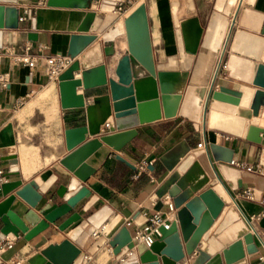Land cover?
Instances as JSON below:
<instances>
[{
	"label": "crops",
	"instance_id": "crops-1",
	"mask_svg": "<svg viewBox=\"0 0 264 264\" xmlns=\"http://www.w3.org/2000/svg\"><path fill=\"white\" fill-rule=\"evenodd\" d=\"M35 1L0 0V6L16 9L18 17L26 16V21L18 22L16 29L0 28V74L6 73L9 78L8 88L0 91V150L15 149L18 176H5V179L7 182L20 180L22 185L32 182L37 177L42 181L47 180L54 173L53 167L68 154L65 130L86 124L82 110L61 108L58 85L57 82L48 80L44 57L55 54L68 55L74 37L80 35L77 30L87 11L47 7V5L36 9ZM171 1L134 0L132 7L125 5L129 15L140 4H144L152 54L156 64L165 63L169 56L177 53ZM227 3L228 0H193L199 24L203 28V35L176 116L165 119L161 115V119L157 121L140 124L133 128L135 132L133 138L119 153L103 144L85 160L84 163L93 169L94 173L83 186L90 191L91 196L96 198L95 204L83 215L80 223H86L90 227L89 235L96 227L85 218L99 209H106L108 213L102 224L107 225L106 232L102 236L104 238L111 239L125 227V222L129 219L135 226L143 225L146 217L155 212L156 202L151 201L154 193L172 173L178 172L179 165L192 156L197 168L190 167L188 184L194 195H199L220 183L219 178L232 197L244 190H252L255 197L253 201L233 198L230 204H225L224 208H232L245 225L244 231L238 238L228 244H222L213 253L202 246L203 241L199 242V247L212 255L242 238L243 234L251 233L254 248L248 251L243 244L244 264H264V139L260 145L245 139L247 127L255 125L253 120L256 118H253L251 122L246 120L245 135L238 136L209 129L207 126L209 106L205 113V104L213 80V90H218L220 87L235 91L241 86L255 88L251 84L255 69L258 65H264V0H237L231 16L215 8L218 6L225 9ZM246 11L257 16L255 28L242 24L241 18ZM214 13L228 18L225 42L218 51L208 83L205 86L192 84V73ZM108 14L113 13H104L99 29L92 34L95 35L96 40L82 48L80 52L85 51L97 41L102 42L103 35L109 31L116 28L122 29L125 17L119 19L116 16L111 23L102 28ZM30 34L35 35V41L29 40ZM27 42H31L33 48L31 55L36 57L33 68L12 62V55L24 54V46ZM39 46L47 49L38 52ZM104 46L107 47L109 44H103ZM112 48L113 55L106 59V67L111 76V70L126 54L124 34L120 33L115 37ZM79 57L76 56L74 61ZM220 61L226 64V70L219 72L216 76ZM80 92V88H77L76 95H80ZM102 94L101 90H94L89 97L94 98ZM263 109L264 107L261 112ZM259 119L263 120L262 117ZM181 141L189 145L190 151L180 159L172 172H168L159 158ZM199 143H202L201 149H197ZM122 155L127 156L134 169L116 160V156ZM8 157L0 156V169L3 175L10 171ZM201 157L205 158L211 173L201 163ZM231 161H239L253 168L252 172L238 170L241 188L235 191L228 189L217 167L224 165L235 169L230 166ZM142 162H152L150 173H144L135 178L136 165ZM200 175H204L206 181L201 188L194 191L192 182ZM151 177L154 181H151ZM11 195L13 194L7 197ZM6 199L0 196V203L5 202ZM87 201L84 199L80 206ZM8 206L16 213L26 208L19 198H15ZM159 212L166 214V207L162 205ZM67 217L62 218L58 224ZM75 227L77 224L62 235L82 251H86L91 244L102 238L93 240L90 236L91 242L83 246L77 239L73 240L70 236V232ZM4 240L9 241L7 237ZM49 244L46 242L39 249H35L20 236L13 242L11 249L0 252V263L14 257L22 259V264H28L27 259L30 256ZM85 254L88 256L85 264H111L114 260L108 244L101 246L93 256Z\"/></svg>",
	"mask_w": 264,
	"mask_h": 264
},
{
	"label": "water",
	"instance_id": "water-1",
	"mask_svg": "<svg viewBox=\"0 0 264 264\" xmlns=\"http://www.w3.org/2000/svg\"><path fill=\"white\" fill-rule=\"evenodd\" d=\"M117 1L47 0V7L87 11L77 30L80 35L74 37H81L82 43L73 51L71 46L68 53L72 58L80 57L59 75L57 81L61 108L82 110L86 124L65 130L68 154L53 167L54 173L47 180L42 181L37 177L25 185L20 180L0 185V196L7 198L0 203V241L7 237L14 242L21 236L35 249L49 242L48 246L27 259L28 264H85V253L93 256L104 244L110 246L114 259H123L120 264H176L193 253L195 255L190 264H244L243 244L248 251L254 248L251 233L243 234L242 238L212 255L199 247L202 236L214 224L225 204L232 202L233 197L219 178L220 183L194 195L188 184L190 167L197 168L192 156L178 166V172L172 173L151 199L156 202L154 210L160 211V198L167 194L176 213L170 228H161V237L149 248L143 244L134 246L126 227L121 228L111 239L102 237L86 251L62 235L73 225L78 226L83 215L96 202V198L83 186L94 173L84 163L85 160L103 144L119 153L133 138V128L157 121L161 115L165 119L176 116L203 35L193 0H172L170 5L177 53L169 56L165 63L156 64L145 6L140 4L125 17L121 30L116 28L109 31L103 35L102 42L97 41L80 52L96 40L92 34L99 29L103 14L114 11ZM236 2L228 0L225 9L215 8L231 16ZM17 26V10L0 6V28L16 29ZM120 33L125 36L126 54L111 70V76L106 59L113 55L112 43ZM28 38L36 40L32 34ZM103 44L109 46L103 47ZM213 84L214 80L208 92L205 113L209 106L210 109L238 115L248 121L259 118L264 107V65H258L255 69L251 81L255 88L241 86L237 91L226 87L213 90ZM77 88L81 90L80 95H76ZM94 90H101L103 94L89 97ZM262 136L264 118L260 124L247 127L245 139L260 145L264 139ZM92 137L94 139H90ZM189 151V145L181 141L163 154L159 161L168 172H172ZM0 156H9L10 171L4 176H18L15 149H1ZM115 158L134 169L127 156ZM217 167L230 191L241 188L238 170L224 165ZM173 188L177 189V193L171 194ZM10 194L13 195L7 197ZM15 198H19L26 206L19 213L8 206ZM84 199L88 201L80 206ZM107 215L106 209H99L85 219L99 228ZM129 251L130 254L126 255Z\"/></svg>",
	"mask_w": 264,
	"mask_h": 264
},
{
	"label": "bare ground",
	"instance_id": "bare-ground-1",
	"mask_svg": "<svg viewBox=\"0 0 264 264\" xmlns=\"http://www.w3.org/2000/svg\"><path fill=\"white\" fill-rule=\"evenodd\" d=\"M233 1V0H232ZM237 3L235 4V6ZM115 15L108 14L103 22L102 28L106 27L114 20ZM242 24L249 27H256L257 16L251 12L246 11L242 18ZM228 18L220 14L214 13L213 19L210 23L209 29L205 35L202 48L200 50L197 63L194 67L191 83L196 85L205 86L212 74L213 65L216 61L218 51L222 48L226 37V28ZM229 34V33H228ZM82 43V38L77 37L74 39L72 51ZM222 56V55H221ZM264 60V56H263ZM217 65V64H216ZM264 118V109L260 112L259 118ZM259 118L253 120L255 125L262 122ZM251 122V120H250ZM246 119L238 115L224 113L215 108L208 110L207 126L211 130H218L233 135H245ZM201 163L206 170L211 173L204 157L200 158ZM206 177L204 175L198 176L192 182L194 191L198 190L205 183ZM177 193V189L173 188L171 194ZM245 229V225L239 219L238 214L232 208H224L215 220L211 228L202 236V246L209 252H215L222 244H228L238 238ZM90 227L86 223L72 229L70 232L71 238L77 239L80 244L87 246L91 242L89 235ZM112 234V233H111ZM207 245V247H206Z\"/></svg>",
	"mask_w": 264,
	"mask_h": 264
},
{
	"label": "built area",
	"instance_id": "built-area-1",
	"mask_svg": "<svg viewBox=\"0 0 264 264\" xmlns=\"http://www.w3.org/2000/svg\"><path fill=\"white\" fill-rule=\"evenodd\" d=\"M47 0H36L34 7L44 8L46 6ZM134 4V0H119L116 2L114 6V11L112 12L117 18L122 19L127 16V9L125 5L132 7ZM27 15V12H26ZM26 21V16L18 17V22ZM47 48L39 46L38 52L45 51ZM32 45L31 42H27L24 46V54L23 55H12V62L17 65L27 66L29 68H33L36 63V57L32 56ZM45 66H46V76L49 81L57 82L59 75L66 70L74 61V58L70 56L55 54L44 57ZM226 70V64L220 61L218 63L216 69V76L219 72ZM9 86V78L6 73L0 74V91H4ZM217 89V86H216ZM107 126V125H106ZM202 143L197 145V149H201ZM230 166L234 167L239 171L252 172L253 168L247 167L243 163L239 161H231ZM152 162H142L136 165V175L137 178L141 174H149L150 168H152ZM151 181L154 179L151 177ZM5 176L3 175V171L0 169V185L6 183ZM234 199L243 198L249 201H253L255 199L254 193L252 190H244L237 192ZM162 205L166 207V214H162L159 211L153 212L149 217H146V222L143 225L135 226L133 222L129 219L125 222V227L130 229V237L134 246L137 244H143L146 248H149L152 244H154L161 237V228L168 230L170 228V223L175 220L176 209L173 206L172 200L168 195H165L160 199ZM258 219V217H256ZM253 220V218H250ZM107 225H101L99 228H95L92 230L90 236L93 240L100 239L104 233L106 232ZM13 247V241H0V252L11 249ZM130 254V251L126 254ZM195 255L193 253L191 256H185L180 262L176 264H190L192 257ZM87 255L85 258L87 259ZM123 259L120 258L118 260L114 259L111 264H120ZM0 264H22V259L14 258L1 262Z\"/></svg>",
	"mask_w": 264,
	"mask_h": 264
}]
</instances>
